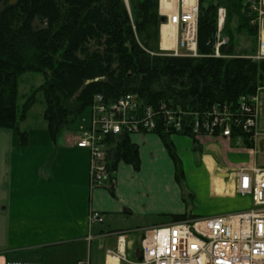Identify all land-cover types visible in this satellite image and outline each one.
I'll list each match as a JSON object with an SVG mask.
<instances>
[{
  "label": "trees",
  "instance_id": "trees-1",
  "mask_svg": "<svg viewBox=\"0 0 264 264\" xmlns=\"http://www.w3.org/2000/svg\"><path fill=\"white\" fill-rule=\"evenodd\" d=\"M258 2L200 0L199 56L192 57L160 51L159 0H129V6L125 0H0V129L13 130L27 145L29 133L20 124L39 95L52 138L73 128L97 94L113 102L134 93L142 104L156 108L165 103L191 111H209L214 104L240 109L257 94L263 77L264 60L248 57L258 50L259 27L253 23L258 14L252 4ZM220 6L227 9L229 38L220 50L228 57L214 56ZM241 34L251 40L250 50L239 47ZM25 73H42L46 80L19 103ZM157 133L176 161L180 179L183 170L171 133ZM109 139L106 187L113 191L118 163L138 169L140 157L130 134Z\"/></svg>",
  "mask_w": 264,
  "mask_h": 264
},
{
  "label": "crops",
  "instance_id": "crops-1",
  "mask_svg": "<svg viewBox=\"0 0 264 264\" xmlns=\"http://www.w3.org/2000/svg\"><path fill=\"white\" fill-rule=\"evenodd\" d=\"M177 33L176 28L172 48L163 47L161 33L160 51L175 49ZM87 122L80 131L88 127ZM28 133L26 145L13 130L0 129V264H78L86 259L91 264H138L144 230L182 221L173 216H187V189L193 191V199L199 198L198 177L207 181L203 193L210 200H241L238 209L227 211L240 212L250 208L242 204L251 197L237 193V171L264 167L261 142L248 144L244 138L218 134L194 140L176 134L171 138L182 177H192L193 184L186 187L161 136L136 133L131 140L138 146L140 166L119 162L110 191L91 187L89 151L75 145L79 131L64 129L55 138L47 131L45 144ZM93 212H99L102 220L91 223ZM119 234L125 236L126 259L108 253L117 252Z\"/></svg>",
  "mask_w": 264,
  "mask_h": 264
},
{
  "label": "built area",
  "instance_id": "built-area-1",
  "mask_svg": "<svg viewBox=\"0 0 264 264\" xmlns=\"http://www.w3.org/2000/svg\"><path fill=\"white\" fill-rule=\"evenodd\" d=\"M175 9L169 12V5ZM259 27V51L250 56L264 60V0L252 3ZM167 8V9H166ZM200 0H159V14L168 17V24L179 30L177 46L172 55L199 56L197 51ZM227 9L217 10L215 57H228L221 47L229 44L224 35ZM256 96V95H255ZM255 96L245 100L240 109L227 104H214L211 110L191 111L161 103L158 108L144 105L134 93H126L118 100L107 102L97 94L91 105L87 128L76 137L75 145L90 154L91 187L107 184L110 170L107 162L111 148L110 136L163 130L171 134L181 132L196 136L221 135L248 138L256 141L257 115ZM236 191L251 197L252 207L228 214L188 218L168 225L146 228L141 240L142 257L139 264H264V167L241 169L237 172ZM91 223L102 220L93 212ZM125 236L118 235V256L125 258ZM110 254H117L109 250ZM120 254V255H119ZM6 264H41L35 261H8ZM78 264H91L80 260Z\"/></svg>",
  "mask_w": 264,
  "mask_h": 264
},
{
  "label": "rangeland",
  "instance_id": "rangeland-1",
  "mask_svg": "<svg viewBox=\"0 0 264 264\" xmlns=\"http://www.w3.org/2000/svg\"><path fill=\"white\" fill-rule=\"evenodd\" d=\"M236 23H237L236 19L235 20L232 19L233 27L236 26ZM238 41H239L238 43L239 47L245 50H250L251 40L245 34H241L240 37L238 38ZM45 80H46L45 75L42 73L23 74L19 82V103H22L25 100V96L29 95L34 89L38 88L43 82H45ZM39 98L40 101H38L30 109L26 120L23 121L20 124V126L22 130L31 131L32 135L35 137V139H37V142L39 144L40 143L45 144L46 142L44 143L45 140L43 135H45V133L48 131L46 121L44 120L45 104L42 101L41 95H39ZM254 101L256 104V115H257V133H258L257 141L263 143L264 141V71H263V77L261 79V85L257 91ZM91 112H92V108L91 107L87 108L86 111L78 118V120L75 123V126L69 130L71 132L79 131L81 133L82 130L80 131L79 127H82L81 124H83L84 122L88 123L87 121H89V119L91 118ZM259 156L264 158V152L260 151ZM198 180L195 179L193 180V181H198V183L201 185L198 186L200 189L197 191V194L199 195V198L197 200L193 199L192 190L187 189L186 191V203L184 205L186 207V213L189 219L199 218L208 215L212 216V214H216V213L228 214L227 211L238 209L237 208L238 206L236 205L240 204L241 200H239L238 202L233 199H225V200L214 199V201L210 200L207 197L206 193H203L205 189L207 192V185H205V189L203 188L204 187L203 182L205 181L204 178L198 177ZM181 182L186 187L187 186L189 187L193 184L192 177H187V176L181 177ZM206 182L207 181H205V184ZM250 200L244 202V204L242 205H247V207L251 208L253 204H251ZM170 209L172 210V208ZM169 213H174V212L170 211Z\"/></svg>",
  "mask_w": 264,
  "mask_h": 264
},
{
  "label": "bare ground",
  "instance_id": "bare-ground-1",
  "mask_svg": "<svg viewBox=\"0 0 264 264\" xmlns=\"http://www.w3.org/2000/svg\"><path fill=\"white\" fill-rule=\"evenodd\" d=\"M167 8H169V12H170L175 9V6L172 3ZM162 36H163L162 45L164 48L174 47L176 41V26H174L173 24H164L162 26ZM263 37H264V30H263Z\"/></svg>",
  "mask_w": 264,
  "mask_h": 264
},
{
  "label": "water",
  "instance_id": "water-1",
  "mask_svg": "<svg viewBox=\"0 0 264 264\" xmlns=\"http://www.w3.org/2000/svg\"><path fill=\"white\" fill-rule=\"evenodd\" d=\"M17 0H11L12 3L16 2ZM126 3L128 4V0H125ZM168 21V18L166 16H161L160 17V22L161 23H166ZM261 149H264V143H261ZM140 252V249L138 250Z\"/></svg>",
  "mask_w": 264,
  "mask_h": 264
}]
</instances>
